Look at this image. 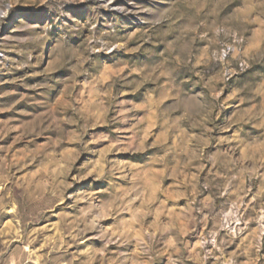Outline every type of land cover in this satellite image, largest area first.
Returning <instances> with one entry per match:
<instances>
[{
	"label": "rangeland",
	"instance_id": "rangeland-1",
	"mask_svg": "<svg viewBox=\"0 0 264 264\" xmlns=\"http://www.w3.org/2000/svg\"><path fill=\"white\" fill-rule=\"evenodd\" d=\"M0 264H264V0H0Z\"/></svg>",
	"mask_w": 264,
	"mask_h": 264
}]
</instances>
